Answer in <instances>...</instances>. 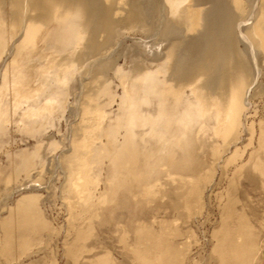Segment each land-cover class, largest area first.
<instances>
[{"label":"bare ground","instance_id":"6f19581e","mask_svg":"<svg viewBox=\"0 0 264 264\" xmlns=\"http://www.w3.org/2000/svg\"><path fill=\"white\" fill-rule=\"evenodd\" d=\"M260 1L0 0V264H264Z\"/></svg>","mask_w":264,"mask_h":264},{"label":"rangeland","instance_id":"374dc122","mask_svg":"<svg viewBox=\"0 0 264 264\" xmlns=\"http://www.w3.org/2000/svg\"><path fill=\"white\" fill-rule=\"evenodd\" d=\"M257 1L258 2L256 3V6H255L256 8L261 4V1L260 0H257ZM58 127H59V129H58ZM58 127H56L55 129H53V127H48V130L45 131L47 134H50V133L53 132V135L52 136L53 137H56V138H53V139H55V141L60 137L61 133H64L65 132V129L63 128V125H59ZM58 130H60L61 132L58 131ZM56 131H58V132H56ZM12 132L11 133L14 135L13 137L15 139L13 141L14 143H12V145H21L23 143V141L21 140V139H23V138H21L22 137L21 132L15 131V130L12 131ZM58 133H59V136H58ZM54 134H55V136H54ZM30 140L32 141L31 138H30ZM45 143L46 142L44 141L43 144H45ZM8 145H11V144H8ZM43 150H44V148L42 149V151ZM1 176H4V175L1 174ZM44 176L47 178V177L51 176V174H45ZM20 181H21V179H20ZM57 181H59V180L58 179H55L53 182L56 183ZM56 184H58V183H56ZM16 195L17 194H15V197L14 198H16ZM62 196L63 195H61L60 193L57 192V195L55 197H53L52 201L50 202L51 205L50 204H48V205L46 204L44 207H46V206L47 207L46 208L43 207L44 210H46L45 214L48 215V217L51 218V220L54 221L55 223L56 222L57 223L58 222L61 223L66 218V216L64 215L65 214V206H64V201L65 200H63V197ZM200 221L201 220H199V223H201ZM203 228H204V226L201 225V229H203Z\"/></svg>","mask_w":264,"mask_h":264}]
</instances>
